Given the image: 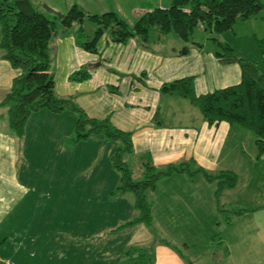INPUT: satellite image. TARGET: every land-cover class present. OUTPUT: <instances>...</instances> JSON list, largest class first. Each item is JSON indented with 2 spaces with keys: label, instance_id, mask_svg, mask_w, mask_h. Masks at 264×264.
I'll return each instance as SVG.
<instances>
[{
  "label": "rangeland",
  "instance_id": "rangeland-1",
  "mask_svg": "<svg viewBox=\"0 0 264 264\" xmlns=\"http://www.w3.org/2000/svg\"><path fill=\"white\" fill-rule=\"evenodd\" d=\"M30 2L38 11L45 14L48 9L65 14L73 4H77L87 15L114 12L129 27H132L145 12L168 5V0H30ZM80 27L83 29L82 37L79 36ZM95 31L96 25L86 17L83 22L75 23L67 31H63L57 23V29L53 32L49 44L52 54L50 73L63 79L58 61L60 53L56 51L60 48L61 40L75 38L76 50L72 52L78 51L81 54L90 55L78 44L77 39L80 37L81 41H89L93 38ZM155 32H149V38L146 41L135 39L141 48L154 50L161 59V63L156 68L130 75L135 78L137 87L144 88L139 96L144 97L146 90L154 93L149 94L151 97L147 100L150 102L137 103L133 100L135 87L128 91L126 87L119 89L118 84H108L94 90L93 93H81L77 90L68 97H71L72 102L80 109L83 108L80 99L88 110L89 107L92 108L91 110H96L97 107L103 109L104 117H111L117 124L120 123L118 115L126 114L131 109L145 111L150 114V118H155L159 114L167 129L182 133L190 126L196 127L202 115L188 100L163 93L161 90L165 83H170L184 74L192 75L196 94L212 92L238 83L239 77L236 80L233 79L232 69H236V73L239 74L240 66L238 63L226 64L222 61L225 57L221 55H227V51L220 44H228L238 57L256 64L259 72L264 74V10L255 18L237 21L231 30L219 36L206 32L198 26L190 41H183L170 33L159 42L154 39ZM101 38L119 45L112 41L108 31H105L99 39ZM68 58L73 56L69 55ZM117 62L116 58L109 59V64L113 68L119 66ZM127 66L128 64H121L119 67ZM94 69L96 68L86 65L72 71L68 80L75 87L89 78L73 79L75 74L77 76V72L86 70L89 73ZM17 72L3 58V51L0 49V103L10 90L11 77ZM114 72L119 83L129 79V76L122 71ZM54 94L60 99L68 98L59 97L57 92ZM83 112L88 117L85 109ZM78 118H80L79 113L69 108L60 114L49 111L33 112L25 123L22 137L10 129L7 109L0 106V135L12 132L11 135L15 141L18 143L24 141L25 144H29L30 154L35 156L36 160L38 156L35 154L38 152L44 160H48L46 165L41 160L35 163L36 167L32 165L30 169L33 188L30 194V211H60L62 220L60 230L53 232H28L22 231L21 227L9 230L3 228L2 231L0 230L1 243L7 240L10 244L12 242L17 244L23 239L29 242L35 239L37 241H77L79 246L86 249L88 244H96L106 238L123 241L128 236L127 232L122 230L125 228L123 226L133 220L137 213L133 208V193L124 192L123 194L117 190L121 185V172L114 168L111 162L116 144L103 130L87 137H79V133H85L90 127L88 125L83 129L77 125L75 127ZM144 157L146 156L136 157L133 153L124 157L132 173L133 182L143 178V162L140 159ZM208 173L217 175V173ZM177 179L179 178L176 176L170 179L163 178L157 183L156 187L164 190L160 192L162 193L161 202L158 201L153 206V210L157 211V214L159 212L162 221L172 218L170 215L174 214V211H190V213L202 211V216L195 217L198 220L196 223L198 231L196 229V232H181L183 239L189 238L185 243L190 242V245L186 247L183 245L184 242L182 244L175 241L181 235L180 233H169L170 230L160 232L157 223L153 220L152 229L156 230L154 238L164 242L171 241L174 250L185 257L186 264H230V254L237 259L248 254L255 255L256 247L261 246L259 242H264V203L256 206L252 212L236 218L235 211L229 207L231 192L227 189L219 190L218 180L206 182L200 174L195 182L193 181L194 183L186 180L187 187L195 194L198 193L194 197V195L186 196L181 192L179 185L175 184ZM146 197L149 202L154 201L151 190L146 192ZM197 206L200 209H196ZM104 211H109L108 215L106 213L102 215ZM246 223L250 226L247 233ZM176 224L177 221H174V225ZM242 226L245 233L241 231ZM1 227L2 225L0 229ZM121 230L122 232H119ZM120 233H122L121 236ZM236 234L246 236L248 241H251V245L249 247L247 245V248L245 244H239L241 240L236 239L234 236ZM92 249L95 264H102L100 246Z\"/></svg>",
  "mask_w": 264,
  "mask_h": 264
},
{
  "label": "crops",
  "instance_id": "crops-1",
  "mask_svg": "<svg viewBox=\"0 0 264 264\" xmlns=\"http://www.w3.org/2000/svg\"><path fill=\"white\" fill-rule=\"evenodd\" d=\"M167 6L161 8L164 9ZM67 30L63 29V31ZM79 30L82 33V27ZM155 33L154 39L159 42L169 36V34L162 35L157 31ZM75 41V38L63 39L60 48L56 50L60 53L58 61L61 65L60 75L63 78L59 79L56 74H53L54 92H57L59 97H68L76 93L77 90L81 93H93L94 90L108 84H118L119 89L126 87L128 91L135 87L133 100L137 103L150 102L147 99L153 92L146 90L144 97L139 96L144 88L137 87L135 78L130 75L159 66L161 59L154 50L141 48L135 38L124 43L116 42L119 45H114L110 40L101 38L97 41L96 51L86 55L88 53L72 52L76 50ZM69 55L73 58H68ZM110 58H116L119 66L121 64H128V66L113 68L109 64ZM86 65L96 69L89 73L84 70L89 78L73 87V83L68 80L69 75L72 71L79 70ZM254 65L259 72L257 65ZM116 70L125 73L129 79H126V82H117L116 72H114ZM239 70L238 74L233 68L232 76L235 80L239 77L240 82L241 69ZM17 74L14 73V76L11 77V83ZM184 77L194 78L192 75L184 74V76L176 77L175 80ZM225 87L228 86L222 88ZM80 101L89 118L97 120L110 118V123L116 129L131 133L132 153L136 157L146 156L140 159L143 163L146 158H149L154 166L160 168L176 161L192 159L207 172L218 174L220 171H230L234 173L237 176V184L234 188L227 190L231 192L229 207L235 213H240L236 214V218L252 212L256 206L264 203V156L261 159L257 158L254 135L251 132L237 125L226 123L210 127L202 117L196 127L190 126L188 130L181 133L167 129L163 118L158 113L155 118H150L149 113L134 109L129 110L126 114L120 113L118 115L120 123L117 124L111 117H104L103 109L97 107L96 110H91L92 108L89 107L88 110L83 104V100L80 99ZM11 134L13 133L0 135V226L2 225L0 230L21 227L22 231L28 232L59 231L62 226L60 211H30V194L33 191L30 169L32 165L36 167L35 163L37 164L41 160L46 165L48 160H44L40 152L35 154L38 156L36 160L35 156L30 154L29 144H25L24 141L18 143ZM175 176L179 178L175 184L179 185L184 195H194V197L198 195L186 185V180L194 183L198 175L190 177L187 174H178L164 178L170 179ZM162 189L156 187L154 191H151L154 194V201H150L152 210L153 206L162 200V193H160ZM195 208L200 209L199 206ZM135 212L137 213L136 210ZM104 213L108 215L109 211H104L102 215ZM159 215V212L157 214V211H152L153 220L157 223L159 231L170 230L169 233H180L181 235L175 241L182 244L184 242L183 245L188 247L190 242L185 243V241L189 238L183 239L181 232H196V229L198 231L196 224L198 220L195 217L202 216V211H193L192 213L190 211H174V214L170 215L172 218L168 221L160 220ZM174 221H177L176 225H174ZM180 224H182L181 227H178ZM152 227L143 224L126 226L122 229L128 235L125 240L114 241L106 238L96 244H88L86 249L79 246L77 241H37L35 239V241L29 242L27 239H23L17 244L15 242L10 244L7 240H3L4 242H0V264H95L92 248L96 246H100L102 264H186L185 257L174 250L171 241L164 242L154 238L156 230H153ZM245 227L247 233L250 226L246 223ZM241 228V231L244 232V226ZM181 229L182 231H180ZM234 236L237 240H241L239 244H245L246 247L251 245V241H248L246 236L239 234ZM168 237L172 236L168 235ZM260 243L261 246L256 247L255 255L248 254L237 259L230 254V264H264V242ZM2 248H6V250L3 251Z\"/></svg>",
  "mask_w": 264,
  "mask_h": 264
},
{
  "label": "trees",
  "instance_id": "trees-1",
  "mask_svg": "<svg viewBox=\"0 0 264 264\" xmlns=\"http://www.w3.org/2000/svg\"><path fill=\"white\" fill-rule=\"evenodd\" d=\"M264 10V0H168L164 9L154 8L142 14L136 23L129 27L114 12L101 15H87L77 4L65 13L38 11L30 0H0V49L3 58L18 71L13 78L10 90L0 103L7 109L10 129L18 136L24 133L27 119L33 112L49 111L60 113L69 108L79 113L75 127L90 128L79 137L105 132L116 144L111 156L114 168L121 172L119 192H132L137 216L123 227L143 224L152 227L151 203L146 192L154 191L157 183L164 177L187 174L190 177L202 175L207 182L218 180L219 190L232 189L237 184V176L230 171L209 174L194 160H180L156 167L149 158L143 163V178L131 180L132 173L124 157L132 153L131 133L116 129L109 119L89 118L77 107L71 98L60 99L54 94V78L50 73V40L57 29H69L75 23L83 22L86 17L96 25L94 36L89 41L77 39L78 44L88 52L96 51L101 35L108 31L111 39L124 43L131 38L146 41L151 31L162 35L173 33L183 41H190L195 29L200 26L204 31L217 36L232 29L237 21H246ZM227 51L222 61L226 64L238 63L241 80L238 84L197 95L193 77H184L165 83L162 92L183 98L196 107L208 126L220 123L237 125L254 135L257 158L264 156V75L257 72L256 66L238 57L227 44H220ZM85 71L77 72L75 80H85ZM236 214H240L237 212Z\"/></svg>",
  "mask_w": 264,
  "mask_h": 264
}]
</instances>
